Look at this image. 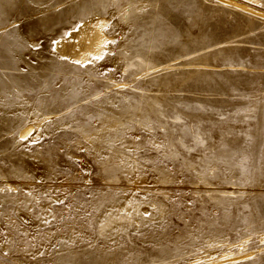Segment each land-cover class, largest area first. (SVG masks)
Listing matches in <instances>:
<instances>
[{
  "label": "rangeland",
  "instance_id": "rangeland-1",
  "mask_svg": "<svg viewBox=\"0 0 264 264\" xmlns=\"http://www.w3.org/2000/svg\"><path fill=\"white\" fill-rule=\"evenodd\" d=\"M234 1L0 0V264H264V0Z\"/></svg>",
  "mask_w": 264,
  "mask_h": 264
},
{
  "label": "bare ground",
  "instance_id": "bare-ground-1",
  "mask_svg": "<svg viewBox=\"0 0 264 264\" xmlns=\"http://www.w3.org/2000/svg\"><path fill=\"white\" fill-rule=\"evenodd\" d=\"M227 1H229L230 3H232V4H234L235 6H238V7H240V8H243V9H248L249 10V7L248 6H246V5H243V4H241V3H239V2H237V1H234V0H227ZM251 10V9H250ZM256 14V13H255ZM264 16V15H263ZM103 36L101 35V34H99V30H98V35H91V36H88L87 37V39L89 40V44L87 45L88 47H89V51H88V53H82V52H80V53H77L76 55L79 57V58H81V59H85V58H87L86 56L89 54V53H91V52H93V53H96V51H97V49L96 48H98L99 46H100V44L103 42ZM75 46H73V48H74ZM96 49V50H95ZM69 51H71L72 50V47L70 46L69 47V49H68ZM73 51V50H72ZM29 132V130L27 131V133Z\"/></svg>",
  "mask_w": 264,
  "mask_h": 264
},
{
  "label": "snow or ice",
  "instance_id": "snow-or-ice-1",
  "mask_svg": "<svg viewBox=\"0 0 264 264\" xmlns=\"http://www.w3.org/2000/svg\"><path fill=\"white\" fill-rule=\"evenodd\" d=\"M146 10V9H145ZM14 27H15V25H14ZM97 59H99V57L97 58ZM76 63H78V62H76ZM47 222V221H46ZM4 255H7V253H5Z\"/></svg>",
  "mask_w": 264,
  "mask_h": 264
}]
</instances>
